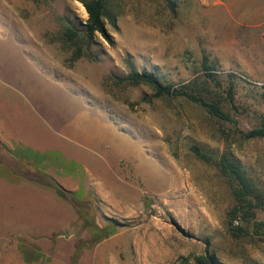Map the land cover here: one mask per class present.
I'll return each mask as SVG.
<instances>
[{
  "label": "rangeland",
  "instance_id": "rangeland-1",
  "mask_svg": "<svg viewBox=\"0 0 264 264\" xmlns=\"http://www.w3.org/2000/svg\"><path fill=\"white\" fill-rule=\"evenodd\" d=\"M82 1L0 0V60L10 62L0 69L32 88L37 81L13 54L53 61L93 110L87 116L77 110L91 166L51 155L50 168L77 174L109 196L118 183L138 200L141 194L140 203L128 213L93 202L97 227L114 230L93 244L98 235L70 204L59 199L38 211L32 203L41 197L29 195L32 209L8 212L2 190L0 264H197L199 257L264 264V205L231 225L236 203L215 164L230 154L264 194V139L246 138L264 116V1L110 0L117 15L115 26L107 22L113 44L97 35L91 52L99 60L71 63L62 34L67 24L86 23ZM132 71L154 73L175 89L189 85L229 121L187 98L156 97L147 85L122 81ZM194 147L213 163L200 160ZM8 159L0 148V165L16 170L18 161Z\"/></svg>",
  "mask_w": 264,
  "mask_h": 264
},
{
  "label": "crops",
  "instance_id": "crops-1",
  "mask_svg": "<svg viewBox=\"0 0 264 264\" xmlns=\"http://www.w3.org/2000/svg\"><path fill=\"white\" fill-rule=\"evenodd\" d=\"M13 57L37 81V85L27 87L26 78L19 75L10 78L0 69V148L7 154L8 161L14 159L32 166L54 178L67 190L75 194L83 192L85 197L91 196L90 201L100 202L116 211L132 212L140 203L141 194L138 200L133 191L112 182L113 194L109 196L110 192L87 179L84 181L77 174L67 175L62 168H50L48 157L51 155L60 156L74 166H91L86 155L90 143L86 139V130L77 121V110L87 116L93 108L77 94L74 87L64 82L60 68L53 61H31L28 54L21 50ZM9 63L8 59L0 60L1 65L9 67ZM57 173L62 176L58 177ZM2 190L8 193V212L28 211L32 209L28 207L32 204L38 206L34 210H43L46 204L56 205L59 199L69 204L54 190L17 177L9 166L7 169L0 165V195ZM29 195L41 197V200L31 204Z\"/></svg>",
  "mask_w": 264,
  "mask_h": 264
},
{
  "label": "trees",
  "instance_id": "trees-1",
  "mask_svg": "<svg viewBox=\"0 0 264 264\" xmlns=\"http://www.w3.org/2000/svg\"><path fill=\"white\" fill-rule=\"evenodd\" d=\"M83 5L87 11L88 19L82 28H77L67 24L64 27L62 34L64 40V48L72 53L70 62L82 57L90 60L98 61L99 57L91 52L92 45L95 44L97 35H101L108 43L113 44V40L107 32V22L111 25H116L117 15L114 14L113 5L110 0H83ZM206 68V78L213 83H216L215 74L210 72L209 67ZM122 81L131 85L144 84L151 87L156 94V97H171L177 95L184 97L193 103L199 104L209 111L216 118L229 121L226 115L218 104H213L205 101L201 97L196 96L191 91L189 85L175 89L174 85L164 84L154 73L132 71ZM217 85H219L217 83ZM234 82H230L228 93L231 94L234 89ZM231 97V96H230ZM247 139H264V116L261 117L258 127L252 129L246 135ZM195 155L203 162L212 164L213 159L203 153L200 148H192ZM22 163V162H21ZM221 174L226 179L229 188L232 192L236 206L231 212L230 224L239 218V216H247L253 214V210L264 205V194L254 184L252 179L247 175L243 166L236 161L230 154H224L215 163ZM9 166V165H8ZM12 173L22 179H25L34 184L50 188L62 199L67 201L78 213L85 228L94 231L98 238L93 241V244L107 239L111 233V229H99L95 223V207L93 201L83 199L77 194L67 190L59 184L51 176L42 173L32 166L20 164L18 161L16 170L10 165ZM114 226L117 223L114 220L110 221ZM118 227V226H117ZM79 250V248H78ZM197 264H209L206 257H199ZM211 264H217L215 259H211Z\"/></svg>",
  "mask_w": 264,
  "mask_h": 264
}]
</instances>
